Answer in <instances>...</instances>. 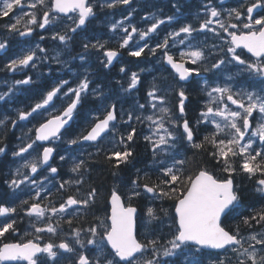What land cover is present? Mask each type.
<instances>
[{
    "label": "snow or ice",
    "instance_id": "1",
    "mask_svg": "<svg viewBox=\"0 0 264 264\" xmlns=\"http://www.w3.org/2000/svg\"><path fill=\"white\" fill-rule=\"evenodd\" d=\"M131 4L132 0H103L98 5L93 0H0V19L9 18L5 32L19 37L31 36L37 28L51 29V39L67 51L78 32H87V25L98 19L96 7L111 9ZM172 7L179 12V0ZM17 10L19 14H15ZM204 13L198 27L184 24L150 46L149 40L160 25L170 24L175 17L153 16V22L149 23V16H144L142 20L148 26L141 29L131 22L132 12H128L108 26L112 33H122L117 49L108 48V41L90 36L81 44L83 51L71 57L73 61H81L79 67L84 68L93 50L102 52L99 63L110 69L115 66L114 61L119 62V50L127 49V55L137 59L146 50L152 56L159 51L161 62L174 70L178 78L175 85L153 82L147 92L151 114L144 115L146 105L140 103L127 112L120 109L119 122L130 129L126 133L119 132L117 127L116 103L103 108L102 118L101 108L90 107L103 105L111 96L105 95L98 84L91 87L94 81L87 69L74 73L71 80L59 79L51 87L50 80L36 83L31 75H25L8 92L0 94L2 101L16 86L35 85L29 89L34 103L18 109L16 119L9 116L0 119V127L5 129L9 123L15 128L21 121L36 122L23 136L17 137L20 145L15 149H9L4 144L6 137H0V156L6 157L11 151L12 162L19 161L4 181L9 191H0V200L7 196L13 204H0V218H3L0 219V264H60L65 258L69 264H169L164 258H175L172 264L181 258L183 264H203L196 257L203 255L205 249L217 250L209 264H264V207L257 210L254 204L245 205L246 189L235 180L237 175L254 180L255 192L264 198V88L249 91L232 83L239 75L247 74L259 77L264 84V0H240L237 6L229 8L224 7L223 0L219 4L207 0ZM200 33H212L221 41L207 50L208 55L217 56L210 66H203L208 58L205 47L193 43ZM182 34L183 38L177 40ZM40 40H45V36L40 35ZM177 43L184 46L183 50L177 48L178 55L171 51ZM8 46L7 39L0 42V50ZM244 50L250 56L245 57ZM62 55L56 51L49 57L47 49L37 43L35 48H27L11 59L4 68L13 73L23 68L35 69L37 61L44 63L49 59L63 67L67 61L61 59ZM228 65L236 68V74L227 75L223 84L209 86L205 82L201 89L207 101L196 127L204 125L206 134L197 142L185 113L188 95L180 82L187 83L202 71L213 75L223 73ZM119 71L128 72L123 66ZM140 83V74L133 71L123 90L130 94ZM166 90L178 96V116L168 106ZM83 110L91 117L90 124L83 132L73 135L71 124ZM145 121L149 134L143 138L150 146L153 162L150 172L137 169L134 179L114 187L108 200L110 212L89 221L86 217L93 214L98 196L96 187L84 188L93 153L82 159L66 157L61 150L74 151L72 146L88 143L96 148V154L103 153L113 168L119 170L135 158L131 145L137 130L132 127L133 122ZM105 143L111 148H105ZM57 157L63 163L72 160L70 172L76 174L74 178L58 179L59 168L52 163ZM112 175L118 177L119 173L113 171ZM143 195L172 202L171 216L167 209H160L171 220L168 225L171 238L166 242L162 243L155 235L144 239L138 236L140 218L134 201ZM248 208L253 211L245 214ZM147 216L150 221L161 219L152 207L147 208ZM237 217L249 229L247 235L242 234L241 224L234 230L225 227ZM24 218L28 220L29 230L21 235L18 223ZM257 226L259 231L254 230ZM8 235L19 239L5 242Z\"/></svg>",
    "mask_w": 264,
    "mask_h": 264
},
{
    "label": "trees",
    "instance_id": "2",
    "mask_svg": "<svg viewBox=\"0 0 264 264\" xmlns=\"http://www.w3.org/2000/svg\"><path fill=\"white\" fill-rule=\"evenodd\" d=\"M176 2L177 1L169 2V4H168L165 0H138V1L132 0V4L130 5V7H129V5H125V6L124 5H118L117 7L111 8V9H109L107 7H104V8L96 7L94 10L96 11L98 19H94L90 24L87 25V28H88L87 32H83V31L78 32V34L74 38V41L69 44L67 51L68 52L71 51L70 52L71 57L77 55L78 53H81L83 51L81 44L90 36H94L97 40H100L101 42L109 41L107 44V47L112 48V49H117L118 48V41H119L122 33H120L119 31L117 33H112L111 31H109L108 26L113 21L121 20L125 15H127L128 12H132L131 22L136 24V26H138L141 29H145L148 26V24L144 20H142V17H144L146 14H148V16L150 18L149 23L153 22L151 19L153 16L155 18H160V19H164L167 16H174L175 19L170 24L165 23L163 25H160L159 29L157 30V33L153 34L152 39L149 40V44H150V46H154V44L156 42L162 40L168 32L178 30L179 27H181L183 24H194V23H196L197 17L195 16V12L202 11V7H204V5L207 3V0H179V5H180V11L179 12H177L176 9L172 7V5ZM239 2H240V0H227L226 5H227V7H235L239 4ZM96 4L98 5L99 3H96ZM202 4H204V5L201 7ZM150 13H153V14L150 15ZM3 22L5 24L8 23L9 18L5 17L3 19H0V28L5 25ZM194 27H196V25H194ZM57 30H59V29H57ZM48 31L50 33L53 30L50 29ZM0 32H1V30H0ZM39 32L40 31L37 28L36 31L34 32V34L32 35V37L34 38L36 36V34H38ZM206 35L207 34H205V36L203 34L201 35L203 37L202 38L203 39L202 46L205 47L206 55L208 56V58H207L208 63L203 65V66H210L211 63L215 62V59L217 58V56L214 53L212 55H208L207 50L210 49L214 43L215 44L217 43L218 45H220L221 41L218 38L209 35V33L207 36ZM10 36L12 39L10 38ZM110 36H112V37H110ZM113 36H114V38H113ZM84 37H86V38L84 39ZM27 38H29V36L26 38H22V37H19L18 35H15V34L0 33V39L2 41L4 39H7L8 44H9L7 50H3L0 52V94H4L5 92H8V89L14 85V82L16 81V79L20 80L21 77H22V79H24L25 78L24 76L27 74L31 75L33 77V80L36 81L37 83H44V81L46 79L50 80L51 83L49 84V87H51L55 83H57L59 81V79L63 78V79H69L70 80L73 78L74 73H77V72L82 73L85 71V69H87L89 74L91 73L89 78L92 80L95 78L93 80L94 83L91 86L96 87L98 84L103 88L104 94L106 93L105 95L111 96V99L106 101L103 105L100 103H97L96 105H90V107H92V108H96V107L101 108V111L99 113V115L101 117L104 114L103 108L107 105L108 102H110V103L115 102L118 105L117 110H118V107H120L123 110L125 109L126 111H128L130 109V107L136 105L137 103L145 104L146 109L143 111V114L148 115V114L152 113V109L148 107L147 92L150 90V87L153 84V82H155L157 85H162L164 83H166L168 85H175L176 79H178V78H176V75L170 69H167L164 66V64L161 62V57H160L159 51L157 52L156 56H152V55L148 54L147 50H146V53L144 55H142L139 59H137V58L129 57L127 55V49H123V50H121L122 55L120 56V58L118 60L119 62L116 63L115 66L110 68V69H104L102 67V65L99 63V59L103 58L102 52H96L95 50H93L90 54L91 56H89V58H88V63L84 65V68H80L79 65L82 62L79 61L78 59L75 60V62H74L71 59L68 52L65 51V49H63V46L58 47L59 42L58 41L54 42L53 40H52V42L55 43L53 46L54 48L52 47L53 49L52 48L48 49V51H47L48 56L52 57L56 51H60L64 54L63 56H61V59L62 60L64 59L65 61H67V65L62 67L61 65H58L54 60L49 59L48 61H46L44 63H41L38 61L37 67L35 69L26 68L27 72L25 70H23L24 69L23 68L21 70L18 69L14 73L13 72L9 73V71H7L4 68L6 61H8V60L5 61V59L9 58L11 60L15 56L21 54L20 51L18 50V47L20 46L21 43L28 41ZM81 38H82V40H81ZM45 39L46 40H43L44 46L45 47L47 46V48H48V46L50 44V41H48V40L51 38H50V36H47V38L45 37ZM212 39H214V40H212ZM205 41H206V44H205ZM46 42H47V45L45 44ZM211 42H212V44H210ZM141 43H143V42H141ZM51 49L53 50V52ZM11 50H13V51H11ZM49 50H50V52H49ZM238 51H240V50H238ZM173 53L178 55L175 52H173ZM39 55H41V54L38 53V56ZM244 56L248 57V55L245 52H244ZM68 60H70V61H68ZM153 61H155V65H151V63ZM68 63H70V64H68ZM121 66L125 67L128 70L127 74H121L120 73L119 69ZM69 68L71 69V71H69ZM101 68H103L104 70ZM142 69L144 71H141ZM4 71H7V72H4ZM133 71L138 72L140 74L141 83L137 86V89L133 90L129 94V93H126L123 89L127 88L129 76H130L131 72H133ZM236 71H237L236 68L233 67L232 65H228L227 69H225V71L223 73H218L216 75H213L212 72H203L202 71L200 76H195L192 79V81H190L189 83L183 84L185 89H186L187 95H188V100L185 102L186 118L189 120L190 124L194 128L197 142H199V140L203 138V135L206 134V129H205L204 125H200L199 128L196 127V121L200 117V112L204 109L205 102L207 101L206 93L201 90L204 86L203 84H205V82L215 83L217 79H218V81H221L220 82L221 84H223L225 82L226 76L227 75H234V74H236ZM66 72L68 73V75H65ZM209 73L210 74L212 73V74L210 75ZM108 75H110V76H108ZM115 75H117V76H115ZM18 77H19V79H18ZM99 79H100V81H99ZM12 80H13V82H12ZM104 82L107 85L106 84L104 85ZM95 83H96V85H95ZM232 83H233L234 87H244L247 90H251V89L257 90V89L264 87V84L260 83L259 77L248 76L247 74L239 75L237 77V81H233ZM120 84H122L123 89H122V86ZM19 86H16L15 87L16 90L14 89L12 93H10L8 96H6L5 100L0 101V103H1L0 104V106H1L0 107V119H3L4 116H9L12 119H16L18 109H21L22 107L24 109H26L27 108L26 106L35 102L34 99L32 98V93L29 91V89H32L35 85H19ZM108 87L109 88L112 87L111 90ZM26 88H27V90H26ZM106 89H107V91H105ZM20 90H21V93H20ZM110 92H112V93H110ZM113 92L115 95L113 94ZM117 92H119L118 95H117ZM166 92H167L168 106L171 107L173 114L178 116L179 115V110H178L179 99H178V96L175 94V92H173L171 90H167ZM22 94H24V95L26 94L25 97ZM122 95H124L125 97L124 96L122 97ZM9 97L11 100L9 99ZM115 99H116V101H115ZM15 100L17 103L15 102ZM23 100H24L25 104L23 103ZM30 100H32V101H30ZM18 101H21L22 104H21V102H18ZM119 101H121V102H119ZM120 108H119V110H120ZM119 110L117 111V114L119 115V116H117L119 119V120L117 119V126L119 125V127H118L119 132L126 133L130 129L128 128L127 125H124V124L119 122L120 121V111ZM83 113L88 114L87 110L81 111V115ZM137 114H140L139 110L137 111ZM14 115H15V117H14ZM87 118H88V115H87ZM124 118L127 119L126 116ZM90 119H91L90 116H89L88 120L85 119V121L83 123L84 125L83 126L80 125L79 127H77V129H75V133L73 131V135H77V134L83 132L89 126V124H90L89 120ZM35 123H36L35 121H33L31 123L32 127L35 125ZM22 124L23 125H21V126L19 125L14 129L10 123L8 124L6 129L3 127H0V137H6V139H4V144L9 145L10 149H15L18 145H20V140H18L17 137L22 136L29 129L28 125H25L23 122H22ZM85 125H86V127H85ZM132 125L136 128L137 135L134 138V143L131 145L134 148V153H135V158L133 159L131 164H129L127 166L122 165L121 169L117 170V169H114L112 164L109 163L105 159V156L103 153L95 154L96 148L94 146L93 147L91 146L92 150H90L91 147H89V151L87 150L88 148L85 149L86 151H88V153H93V156L89 160V169L90 170H89L88 176L86 177L87 182L84 185V188L87 189L89 186H92V187H96L98 189V196L96 198V204L92 210L93 214H89L86 217V219L92 218V217L94 218V216H97V215H95V213H97V212H98V216L103 217L107 212H109L108 199L110 197L111 190L114 187H116L117 185L127 184L131 179H134L136 176L137 169H140L142 172L143 171H149L150 172V170L153 166V162H152V158H151V152H150V146L147 145L146 141L143 138L145 135L149 134L148 122L147 121H145L144 123L133 122ZM22 126L24 127V129L23 128L21 129ZM17 128L19 129V131ZM79 128H81V129L79 130ZM208 130H210V128ZM14 143H16V144H14ZM64 146L67 147V145H64ZM104 147L110 148L111 145H108L107 143H105ZM85 150L81 151V155L79 154L82 159H86V158L88 159V156L86 155L88 153ZM62 151L63 150H61V152ZM64 152H65L64 154L66 156H70V157L73 156L72 155L73 151H64ZM188 155H189V157H191L192 152L190 151L188 153ZM7 156H10V158L8 160L9 170H5L2 167V164H0V189H4L6 191V193L9 191V189H7L6 185L4 184V181H5V179L8 178L9 172L12 171L11 165H12V161H13V158L11 156V152H9ZM205 158H206V154H205ZM198 159H199V157H198ZM61 163L63 165L66 164L63 162H61ZM133 165H135V166L133 167ZM191 167H195V166L192 165ZM208 167H209L210 171L213 170L211 165H208ZM59 170L61 171L59 178L64 179V180L74 178V175H76L74 173H71L69 169L60 168ZM113 171H118V173H119L118 177H114L112 175ZM216 171H217V175H220L219 171L218 170H216ZM64 173H67L68 175H64ZM235 180L238 183H241L242 186L246 189L245 200H244L245 205H248L250 203L254 204V208L257 210L260 209L261 207H264V198H261L260 194L255 192V181L254 180H248L247 177L244 175H237L235 177ZM122 191L127 192L128 189L122 188ZM149 199L150 198L148 195H143L142 197H139L134 201V206H136L139 210L138 217L140 218L138 220V236L140 239H144L145 236H148L149 238H151L153 235H155V236L161 238L162 243L166 242L168 239L171 238V232H170L169 227H168V225L171 223V220L169 219V217H165L163 212L160 211V209L161 208L167 209L169 211V215L171 216L172 214H174V209L171 208L172 202L171 201H163V200H153V199L149 200ZM4 201L5 202H3V200H1L0 204L1 203H12L8 197L5 198ZM105 201H106V204L104 205L103 203ZM100 204H102V205H100ZM148 207H152L156 210L157 215L161 218L159 221H157V220L150 221L149 220V217L147 216V208ZM252 211H253V208H248L247 212L245 214H250ZM238 224H241V218L240 217H237L234 220L228 221L226 223L225 227L227 229L234 230ZM87 226H88L87 224L84 225L85 228H87ZM20 227H21V224L19 222L18 228H20ZM254 230L259 231L260 230L259 226H257ZM241 231H242V234L247 235L249 232V229L246 226H243L241 224ZM13 240H17V236L14 237L13 235H8L7 241H13ZM207 253H209V254H207ZM213 253H215V252H213V251L209 252L208 250H204L203 255L198 254L196 258L202 259L203 264H209V259L214 257ZM164 259L169 260V264H172V260H174L175 258H164ZM205 261H206V263H205ZM60 264H69V261L67 258H65V259L61 260ZM177 264H183V258H181V261H178Z\"/></svg>",
    "mask_w": 264,
    "mask_h": 264
},
{
    "label": "flooded vegetation",
    "instance_id": "3",
    "mask_svg": "<svg viewBox=\"0 0 264 264\" xmlns=\"http://www.w3.org/2000/svg\"><path fill=\"white\" fill-rule=\"evenodd\" d=\"M168 4H169V2H175V1H177V0H165ZM217 2V0H213V4H217L216 3ZM204 4H202L201 5V7L203 6ZM153 13H150V15H152ZM145 16H148V15H145ZM195 16L198 18V22H196V25L197 26H199V21L200 20H202V19H204L205 18V13H204V7H202V11H197V12H195ZM194 35H196V34H194ZM198 36V35H197ZM180 38V37H179ZM194 41H196V40H194ZM172 51H175V48H172L171 49ZM208 63V61L206 60L205 62H204V65L205 64H207ZM151 65H155V61H153L152 63H151ZM193 66H200V65H193ZM82 120V121H81ZM76 124L77 125H83V117H82V115L80 114V116H78V117H76V119H75V121L73 122V126H76ZM28 126H29V128H32V124H27ZM20 128V127H19ZM8 147H9V145H8ZM9 149H10V147H9ZM9 152H11V151H9ZM9 158H10V156H0V164H2V167L5 169V170H9V167H8V160H9ZM54 166H55V164H54ZM56 167H58V168H60V164L58 163V166H56ZM64 175H68L67 173H64ZM58 179H61V178H59L58 177ZM0 191H3L4 193H6V191L4 190V189H0ZM5 198H7V196H5ZM4 198V199H5ZM23 198H26V197H23ZM4 199H3V202H5L4 201ZM57 199H59V197H57ZM1 201V200H0ZM95 215H97L98 216V212L97 213H95ZM21 217L23 216V213H21V215H20ZM94 218L92 217V218H88V220L89 221H92ZM27 219L26 218H24L23 220H22V222H20V224L21 225H23L24 227H22V228H18L19 229V232L20 233H24L26 230H29L27 227H28V222L26 221ZM65 227H66V229H67V225H65ZM58 242V241H57ZM91 255V254H90Z\"/></svg>",
    "mask_w": 264,
    "mask_h": 264
},
{
    "label": "bare ground",
    "instance_id": "4",
    "mask_svg": "<svg viewBox=\"0 0 264 264\" xmlns=\"http://www.w3.org/2000/svg\"><path fill=\"white\" fill-rule=\"evenodd\" d=\"M133 1H136V0H133ZM137 1H138V0H137ZM124 6H125V5H124ZM129 7H130V6H129ZM3 23H4V22H3ZM4 24H5V23H4ZM59 30H60V29H59ZM203 35L205 36V34H203ZM207 35H208V33H207ZM207 35H206V36H207ZM209 35H211V34L209 33ZM86 37H87V36H86ZM86 37H84V39H85ZM108 37H109V36H108ZM108 37H107V38H108ZM110 37H112V36H110ZM113 37H114V36H113ZM10 38H11V36H10ZM46 38H47V37H46ZM48 38H49V37H48ZM209 38H210V37H209ZM212 38H213V37H212ZM11 39H12V38H11ZM111 39H112V38H111ZM45 40H46V39H45ZM81 40H82V38H81ZM212 40H214V39H212ZM215 41H216V40H215ZM54 42H55V41H54ZM108 42H109V41H108ZM110 42H111V41H110ZM219 42H220V41H219ZM219 42H218V43H219ZM45 44L47 45V42H46ZM48 44H49V43H48ZM72 44H73V43H72ZM210 44H212V42H211ZM214 44H215V43H214ZM216 44H217V43H216ZM56 45H57V44H56ZM56 45H55V46H56ZM46 48H47V46H46ZM53 48H54V47H53ZM53 48H52V49H53ZM52 49H51V50H52ZM56 49H57V48H56ZM60 49H61V48H60ZM63 49H64V48H63ZM63 49H62V50H63ZM69 49H70V48H69ZM57 50H58V49H57ZM75 50H76V49H75ZM11 51H13V50H11ZM47 51H48V50H47ZM55 51H56V50H55ZM55 51H54V52H55ZM49 52H50V50H49ZM52 52H53V50H52ZM63 52H64V51H63ZM67 52H68V51H67ZM70 52H71V51H70ZM68 53H69V52H68ZM73 53H74V52H73ZM39 54H40V53H39ZM50 55H51V54H50ZM63 55H64V54H63ZM63 55H62V56H63ZM6 56H7V55H6ZM90 56H91V55H90ZM92 56H93V55H92ZM9 57H10V56H9ZM68 57H69V56H68ZM70 57H71V54H70ZM70 57H69V58H70ZM67 59H68V58H67ZM6 60L9 61L10 59L8 58V59H5V61H6ZM63 60H64V59H63ZM5 61H4V62H5ZM68 61H70V60H68ZM71 62H72V61H71ZM74 62H75V61H74ZM72 63H73V62H72ZM2 64H3V63H2ZM68 64H70V63H68ZM73 67H74V66H73ZM87 67H88V66H87ZM90 68H91V67H90ZM97 68H98V67H97ZM97 68H96V69H97ZM99 68H100V67H99ZM91 69H92V68H91ZM101 69H103V68H101ZM103 70H104V69H103ZM25 71H26V70H25ZM90 71H91V70H90ZM4 72H7V71H4ZM26 72H27V71H26ZM31 72H32V71H31ZM35 72H36V71H35ZM38 72H39V71H38ZM9 73H11V72H9ZM32 73H33V72H32ZM1 74H2V73H1ZM7 74H8V73H7ZM49 74H50V73H49ZM90 74H91V73H90ZM92 74H93V73H92ZM97 74H98V73H97ZM209 74H210V73H209ZM211 74H212V73H211ZM211 74H210V75H211ZM8 75H9V74H8ZM10 75H11V74H10ZM27 75H28V74H27ZM36 75H37V74H36ZM5 76H6V75H5ZM14 76H15V75H14ZM16 76H17V75H16ZM21 76H22V75H21ZM37 76H38V75H37ZM108 76H110V75H108ZM115 76H117V75H115ZM24 77H25V76H24ZM2 78H3V77H2ZM10 78H11V77H10ZM15 78H16V77H15ZM98 78H99V77H98ZM105 78H106V77H105ZM108 78H109V77H108ZM3 79H4V78H3ZM18 79H19V77H18ZM21 79H22V77H21ZM35 79H36V78H35ZM94 79H95V78H94ZM94 79H93V80H94ZM111 79H112V78H111ZM111 79H110V80H111ZM116 79H117V78H116ZM118 79H119V78H118ZM7 80H8V79H7ZM16 80H17V79H16ZM38 80H39V79H38ZM54 80H55V79H54ZM70 80H71V79H70ZM120 80H121V79H120ZM8 81H9V80H8ZM56 81H57V80H56ZM99 81H100V79H99ZM111 81H112V80H111ZM12 82H13V80H12ZM36 83H37V82H36ZM97 83H98V82H97ZM121 83H122V82H121ZM124 83H125V82H124ZM105 84H106V83L104 82V85H105ZM111 84H112V83H111ZM95 85H96V83H95ZM101 85H102V84H101ZM106 85H107V84H106ZM120 85H122V84H120ZM120 85H119V86H120ZM93 86H94V85H93ZM108 86H109V85H108ZM19 87H20V86H19ZM91 87H92V86H91ZM105 88H106V87H105ZM108 88H109V87H108ZM111 88H112V87H110L109 89L111 90ZM14 89H15V88H14ZM19 89H20V88H19ZM109 89H108V90H109ZM122 89H123V87H122ZM15 90H16V89H15ZM17 90H18V89H17ZM26 90H27V88H26ZM117 90H118V89H117ZM24 91H25V90H24ZM105 91H107V89H106ZM27 92H28V91H27ZM15 93H16V92H15ZM15 93H14V94H15ZM20 93H21V90H20ZM110 93H112V92H110ZM118 93H119V92H117V95H118ZM105 94H106V93H105ZM113 94H114V92H113ZM113 94H112V95H113ZM15 95H16V94H15ZM22 95H24V94H22ZM25 95H26V94H25ZM25 95H24V97H25ZM114 95H115V94H114ZM117 95H116V96H117ZM10 96H11V95H10ZM109 96H110V95H109ZM123 96H124V95H122V97H123ZM13 97H14V96H13ZM124 97H125V96H124ZM18 98H19V97H18ZM22 98H23V97H22ZM9 99H10V97H9ZM26 99H27V98H26ZM26 99H25V100H26ZM112 99H113V98H112ZM10 100H11V99H10ZM19 100H20V99H19ZM30 101H32V100H30ZM30 101H29V102H30ZM34 101H35V99H34ZM115 101H116V99H115ZM15 102H16V100H15ZM18 102H21V101H18ZM119 102H121V101H119ZM16 103H17V102H16ZM23 103H24V100H23ZM109 103H110V102H108L107 104H109ZM114 103H115V102H114ZM117 103H118V102H117ZM0 104H1V103H0ZM21 104H22V102H21ZM24 104H25V103H24ZM110 104H111V103H110ZM120 104H121V103H120ZM26 105H27V104H26ZM99 105H100V104H99ZM100 106H101V105H100ZM117 106H118V105H117ZM0 107H1V106H0ZM2 107H3V106H2ZM26 107H27V106H26ZM123 107H124V106H123ZM22 108H23V107H22ZM22 108H21V109H22ZM119 108H120V107H118V110H119ZM130 108H131V107H130ZM23 109H24V108H23ZM120 109H121V108H120ZM124 110H125V109H124ZM119 111H120V110H119ZM125 111H126V110H125ZM126 112H127V111H126ZM11 114H12V113H11ZM15 115H16V114H15ZM15 115H14V117H15ZM117 116H119V115L117 114ZM124 119H125V118H124ZM118 120H119V119H118ZM81 121H82V120H81ZM18 124H19V123H18ZM76 125H77V124H76ZM11 126H12V125H11ZM31 126H32V125H31ZM82 126H83V125H82ZM87 126H88V125H87ZM85 127H86V125H85ZM117 127H119V125H118ZM132 127H134V126L132 125ZM15 128H16V127H15ZM22 128L24 129L23 126L21 127V129H22ZM83 128H84V127H83ZM13 129H14V128H13ZM17 129H18V128H17ZM17 129H16V130H17ZM76 129H77V128H76ZM80 129H81V128H79V130H80ZM18 131H19V129H18ZM24 131H25V130H24ZM16 133H17V132H16ZM19 133H20V132H19ZM21 133H22V132H21ZM18 135H19V134H18ZM23 135H24V134H23ZM23 135H22V136H23ZM20 137H21V136H20ZM14 142H15V141H14ZM18 142H19V141H18ZM18 142H17V143H18ZM14 144H16V143H14ZM11 145H12V144H11ZM16 146H17V145H16ZM64 147H65V146H64ZM92 147H93V146H92ZM92 147L90 148V150H92ZM108 147H109V146H108ZM65 148H66V147H65ZM110 148H111V147H110ZM94 149H95V148H94ZM87 150L89 151V148H88ZM85 151H86V150H85ZM88 151H86V152L88 153ZM95 151H96V150H95ZM62 152H64V151H62ZM64 153H65V152H64ZM72 153H73V152H72ZM82 153H83V152H82ZM84 153H85V152H84ZM95 154H96V153H95ZM68 155H69V154H68ZM80 155H81V153H80ZM82 155H83V154H82ZM84 155H85V154H84ZM86 155H87V154H86ZM86 159H87V158H86ZM62 169H64V168H62ZM69 170H70V169H69ZM59 171H60V170H59ZM60 172H61V171H60ZM68 172H69V171H68ZM74 177H75V175H74ZM97 200H98V199H97ZM149 200H150V199H149ZM106 201H107V200H106ZM106 201H105L104 203H103V202H102V203L105 205V204H106ZM148 202H149V201H148ZM100 205H102V204H100ZM108 206H109V205H108ZM209 252H210V251H209ZM207 254H209V253H207ZM213 254H214V253H213ZM208 256H209V255H208ZM213 258H214V257H213ZM205 263H206V261H205Z\"/></svg>",
    "mask_w": 264,
    "mask_h": 264
},
{
    "label": "rangeland",
    "instance_id": "5",
    "mask_svg": "<svg viewBox=\"0 0 264 264\" xmlns=\"http://www.w3.org/2000/svg\"><path fill=\"white\" fill-rule=\"evenodd\" d=\"M99 0H93V2L94 3H97ZM103 0H100V2H102ZM28 9H25V11H27ZM16 13H18V10H17V12ZM181 38H183L182 36H181ZM181 38H179V39H181ZM179 39H177V40H179ZM30 44H33V43H30ZM30 44H26L25 46H23L22 47V50H25V49H27V48H34L33 46H30ZM177 45H179L178 43H177ZM178 49H181V50H183L184 49V46L183 45H179L178 47H177ZM177 50V49H176ZM225 78V77H224ZM221 81H216L214 84L213 83H208V85L209 86H215L216 84H221L220 83ZM259 90V89H258ZM249 91H252V90H249ZM234 107V106H233ZM254 115H256L255 113H254ZM76 153V152H75ZM64 155V154H63ZM75 155V154H74ZM68 157H70V156H68ZM89 248L91 247V246H88ZM86 250V249H85ZM189 258H191V257H189ZM210 260V259H209Z\"/></svg>",
    "mask_w": 264,
    "mask_h": 264
},
{
    "label": "water",
    "instance_id": "6",
    "mask_svg": "<svg viewBox=\"0 0 264 264\" xmlns=\"http://www.w3.org/2000/svg\"><path fill=\"white\" fill-rule=\"evenodd\" d=\"M255 14V13H254ZM115 62V61H114ZM167 65V64H166ZM170 69H171V67L169 66V65H167ZM187 66V65H186ZM174 71V70H173ZM190 80H191V78H190ZM189 80V81H190ZM206 250H211V249H206ZM212 251H217V250H212Z\"/></svg>",
    "mask_w": 264,
    "mask_h": 264
}]
</instances>
